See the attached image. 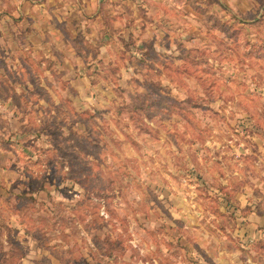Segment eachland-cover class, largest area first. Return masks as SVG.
<instances>
[{"label":"rangeland","instance_id":"1","mask_svg":"<svg viewBox=\"0 0 264 264\" xmlns=\"http://www.w3.org/2000/svg\"><path fill=\"white\" fill-rule=\"evenodd\" d=\"M98 4L53 60L0 66L33 136L0 124V264L258 263L264 0Z\"/></svg>","mask_w":264,"mask_h":264},{"label":"crops","instance_id":"2","mask_svg":"<svg viewBox=\"0 0 264 264\" xmlns=\"http://www.w3.org/2000/svg\"><path fill=\"white\" fill-rule=\"evenodd\" d=\"M77 1L80 0H0V66L6 67L7 71L12 69L16 72L15 75L26 76L28 72L27 63L30 58L34 60L41 58V63L44 62L42 55L51 58L53 51L47 43L63 46L69 44L68 38L60 39L61 28L59 26L65 25L69 29L70 15L84 18V14L96 15L102 9L101 4H98L100 0H83L84 3L81 5ZM45 39L50 41L46 42ZM68 51L70 52L69 49ZM51 59L53 60V58ZM70 64H68L66 71L76 75L75 68ZM0 71L2 72V70ZM47 73L51 72L47 71ZM0 107V124L9 120L12 126L9 134L12 139H19V145H22L20 148L27 151L26 153L23 152L24 155L31 156L28 141L33 136L22 130L30 123L29 118L21 113L17 115L18 105L14 100H4L3 103L0 101ZM3 107L4 109H2ZM7 130L9 129L4 131ZM251 219L254 220L252 226H263V220H258L255 215ZM257 221L259 224L256 223ZM248 234L250 242L262 243L258 251L253 250L255 246L252 243L248 245L251 249L250 252H257L260 258L258 263L251 259L250 264H264V228ZM224 250H216L218 259L214 264H233V262L225 260Z\"/></svg>","mask_w":264,"mask_h":264}]
</instances>
